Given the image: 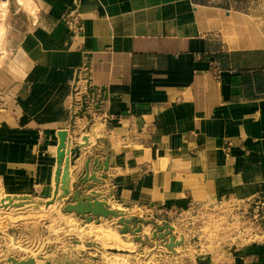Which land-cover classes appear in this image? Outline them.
Here are the masks:
<instances>
[{
	"label": "crops",
	"instance_id": "obj_1",
	"mask_svg": "<svg viewBox=\"0 0 264 264\" xmlns=\"http://www.w3.org/2000/svg\"><path fill=\"white\" fill-rule=\"evenodd\" d=\"M16 1L5 46L18 79L7 72L0 112L9 193L47 196L60 132L81 151L72 187L128 211L264 193V0ZM75 1L81 33L63 23ZM76 85L96 110L80 114ZM205 264H264V244Z\"/></svg>",
	"mask_w": 264,
	"mask_h": 264
},
{
	"label": "rangeland",
	"instance_id": "obj_2",
	"mask_svg": "<svg viewBox=\"0 0 264 264\" xmlns=\"http://www.w3.org/2000/svg\"><path fill=\"white\" fill-rule=\"evenodd\" d=\"M8 14L0 15L5 38ZM3 53L0 95L7 92V72L18 79L12 66L14 56L7 54L5 43ZM86 101L81 100L80 106L87 109L80 114H85L88 107L96 110L93 104L86 106ZM59 135L57 164L51 168L53 180L45 198L15 196L0 181V264H29L31 260L36 264H205L225 253L220 250L225 240L220 235L225 229L220 220L208 222L206 238L210 246L199 254L196 246L182 245L186 235L182 222L143 209L125 210L103 198L102 189L88 195L82 180L72 187L71 170L81 151L70 152L66 136L63 132ZM89 179H85L86 184ZM71 206H80L84 212L71 210ZM174 225L175 235L171 232ZM188 239L193 241L195 237L190 234Z\"/></svg>",
	"mask_w": 264,
	"mask_h": 264
},
{
	"label": "built area",
	"instance_id": "obj_3",
	"mask_svg": "<svg viewBox=\"0 0 264 264\" xmlns=\"http://www.w3.org/2000/svg\"><path fill=\"white\" fill-rule=\"evenodd\" d=\"M63 23L74 33L83 32L84 25L79 2H74L73 7L64 16ZM9 97V90L0 95V112L7 108ZM161 218L182 222L180 226L186 233L183 235L182 245L189 248L196 246V252L199 254L205 252L210 246V240L206 238V230L209 229L207 224L210 220L223 222L225 229L220 232V235L226 242H221V251L223 249L224 252H228L255 244H264V193L243 199L230 196L216 202H192L186 208L177 207L166 210L161 214ZM176 230L177 227L172 226L173 235L176 234ZM190 234L195 237V240L188 239ZM179 242L178 240L175 243Z\"/></svg>",
	"mask_w": 264,
	"mask_h": 264
},
{
	"label": "bare ground",
	"instance_id": "obj_4",
	"mask_svg": "<svg viewBox=\"0 0 264 264\" xmlns=\"http://www.w3.org/2000/svg\"><path fill=\"white\" fill-rule=\"evenodd\" d=\"M20 1V4L26 7H29L31 4H33V1L32 0H19ZM34 6V5H33ZM26 9V8H25ZM29 9V8H28ZM8 11L9 12V2L7 0H3L0 2V15L5 14V12ZM5 30H3V24L1 23V16H0V59L1 57H3L2 55L4 54L3 53V46H4V43H5ZM89 89L90 87H84L83 86H79V85H76L75 86V94L76 95H79L80 93H85V96H83L84 94L80 95L82 96L81 100H88V93L89 92ZM87 108V107H85Z\"/></svg>",
	"mask_w": 264,
	"mask_h": 264
},
{
	"label": "water",
	"instance_id": "obj_5",
	"mask_svg": "<svg viewBox=\"0 0 264 264\" xmlns=\"http://www.w3.org/2000/svg\"><path fill=\"white\" fill-rule=\"evenodd\" d=\"M63 134H64V136H66V132H63ZM79 205H80V204H79ZM70 209H71V210H75V209H76V210H77L78 212H80V213H82V211L84 212V208H81L80 206H76V207H75V206H71ZM88 210L91 211V212H93V213L96 212L95 210H93V208H88ZM96 213H97V212H96ZM104 214H105V216H107V215H108V212H104ZM174 245H175V244H174ZM29 264H36V263H35V260H31V261L29 262Z\"/></svg>",
	"mask_w": 264,
	"mask_h": 264
}]
</instances>
